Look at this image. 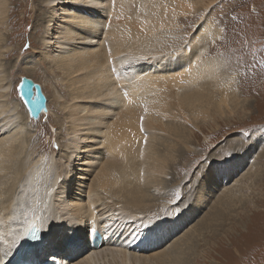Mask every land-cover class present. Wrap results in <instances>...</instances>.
<instances>
[{
    "label": "bare ground",
    "instance_id": "bare-ground-1",
    "mask_svg": "<svg viewBox=\"0 0 264 264\" xmlns=\"http://www.w3.org/2000/svg\"><path fill=\"white\" fill-rule=\"evenodd\" d=\"M217 1L39 0L37 5L48 9L41 18L40 41L34 43L43 47L56 83L68 91L67 99L58 95L61 116L55 118L65 136L58 141L62 152L45 161L29 152L26 126L52 111L31 119L18 96V85L4 71L2 58H8L7 49L11 53L15 33L5 37L1 26L12 24L21 2L0 0V264L11 260L21 241L30 240L23 238L27 230L38 226L46 231L43 244H51L32 256L33 264H50L53 255L45 257L47 252H54L55 243L64 246L68 238L79 246L78 253L72 252L74 264H202L201 257L207 255L198 250L202 246L199 228L169 242L175 229L188 225L206 207L204 198L196 202L197 207L183 203L175 220L146 214L154 208L149 205L151 188L164 185L169 170L182 174L201 159V150L192 147L203 132L201 126L213 124L216 130L217 115L248 102L241 99L236 80L220 69L225 63L208 58L219 45L222 30L202 20L190 41L183 36L188 31L184 26ZM29 10L35 11L33 0ZM235 142L226 156L213 155L206 168L196 172L198 191L202 188L211 195L218 183L223 185V178L228 182L243 169L250 145ZM259 156L264 157V147ZM242 177L235 182L239 192L247 186L239 184ZM243 197L228 190L215 203L220 201L229 209ZM107 212L117 214L109 215L112 218L103 232L94 231L81 247L89 221L93 217L100 221ZM162 212L174 215L164 208ZM224 219L225 213L207 212L201 227ZM167 224L170 235L164 230ZM69 227L74 230L65 239ZM152 233L150 241H140ZM158 235L163 240L153 241ZM103 240L122 246L85 257ZM157 244L162 250L154 249ZM62 253L66 254L64 248ZM23 263L24 258L14 262Z\"/></svg>",
    "mask_w": 264,
    "mask_h": 264
},
{
    "label": "rangeland",
    "instance_id": "rangeland-1",
    "mask_svg": "<svg viewBox=\"0 0 264 264\" xmlns=\"http://www.w3.org/2000/svg\"><path fill=\"white\" fill-rule=\"evenodd\" d=\"M19 1L22 6L19 3L17 14L11 18L13 25L1 26L5 37L15 33L9 45L11 53L7 49L8 58H2L4 71L14 86L19 84L21 77L26 76L43 87L52 114L43 116L41 120L36 121L37 123L28 124L26 128L30 131V135H28L31 140L28 146L29 152H32L34 157L41 156L45 161H50L53 156L62 152L58 141L59 136L62 137L61 140H64L65 136L56 126L55 118L61 116L58 107L60 100L57 98L61 96L63 99H67L68 91L56 83L53 71L47 69L48 62L41 52L43 47L34 43L40 41L41 31H43L41 18L44 17L48 7L38 6L39 0H33L35 4L33 13L29 10L30 0ZM253 6H257L256 9ZM202 20L208 22L210 26L219 27L222 30L221 39L218 41L219 45L215 44L216 49L208 58L218 59L221 63H225V67L222 66L220 69H225L226 76H231L236 80L238 89L242 91L241 99L248 100V102L245 107L237 105L226 110L227 113L217 115L218 127L216 130L213 124L201 126L203 132L198 134L192 143V147L203 153L201 159L195 163L193 161L192 165L188 163L189 160L182 162V165L189 164V168L184 169L182 174L178 175L176 171L169 170V176H167L169 178L164 185L162 184L161 187L155 185L151 188L152 193L149 194L151 203L149 205L154 208H151L146 215H154L156 218L163 215L165 217L158 219L175 220L176 217H179L176 214L182 209L181 205L184 206L183 203L188 204L189 207H197L196 202L204 198L206 207L200 209L188 225L181 226L177 228L178 230L175 229L169 243L183 237L185 232L199 228V241H202L200 243L202 246L198 250L201 255L203 253L207 255V257H201L202 264H264V157H258L264 147V0H218L207 11L196 17V21L192 20L184 26L185 30L188 28V31L183 33L187 42L192 39L197 24ZM247 56L248 60H246ZM62 126V128L65 127L64 124ZM238 141L250 145V149H247L249 153L245 156V163L243 162V169L228 182V179L223 178V185L218 183L219 187L211 190V195L204 192L202 188L198 191L200 181L196 178V172L206 168L213 155L226 156L225 154L232 143ZM61 161H65V159H61ZM97 170L98 166L96 171L90 172L88 183L95 176ZM72 172L70 171L69 174ZM255 172L257 177H254ZM244 173L246 174L242 177ZM240 177L242 179L239 184L247 186L239 192L235 182ZM63 178H65L64 174L60 181ZM257 180L258 183H256ZM47 181L49 183V180ZM67 185L69 184L67 183L66 187ZM72 188L77 187L72 185ZM228 190L242 193L245 199L236 201L229 209H225L220 201L215 203L217 198L219 199ZM169 192L172 195H169ZM81 193H77V197ZM162 206L165 211L171 210L174 215L166 216V212H162ZM109 210L111 211V209H107L110 213ZM207 212L225 213L227 219L210 224L209 227H201V220L206 217ZM115 213L117 214V212ZM114 214H108V218L103 214L102 217L105 221L108 219L107 223ZM103 218L100 219L103 220ZM167 227L164 228L165 233L170 235L169 224ZM155 231L158 232V228ZM66 232L62 235L63 238ZM154 235L155 233L150 234L149 238L143 236L140 241L148 242ZM67 237L68 233L65 239ZM88 240L89 236L85 235L80 241L81 247L86 246ZM157 240L162 241L163 239L158 236L153 241ZM207 243H211V245ZM48 244L51 243L48 242ZM56 245L58 244L55 243ZM60 247L63 248L62 245ZM86 249L89 248L86 247ZM160 249L158 250L160 251ZM51 254V252H47L45 257ZM227 259H231L232 263L227 262ZM42 260L44 261V258Z\"/></svg>",
    "mask_w": 264,
    "mask_h": 264
},
{
    "label": "water",
    "instance_id": "water-1",
    "mask_svg": "<svg viewBox=\"0 0 264 264\" xmlns=\"http://www.w3.org/2000/svg\"><path fill=\"white\" fill-rule=\"evenodd\" d=\"M17 91L31 119L39 120L43 114L49 111L47 95L42 86L32 78L21 77Z\"/></svg>",
    "mask_w": 264,
    "mask_h": 264
},
{
    "label": "snow or ice",
    "instance_id": "snow-or-ice-1",
    "mask_svg": "<svg viewBox=\"0 0 264 264\" xmlns=\"http://www.w3.org/2000/svg\"><path fill=\"white\" fill-rule=\"evenodd\" d=\"M125 95H126V93H125ZM66 245L68 246V247H71L72 246V244L74 243V241L72 240V238H68L67 240H66Z\"/></svg>",
    "mask_w": 264,
    "mask_h": 264
}]
</instances>
